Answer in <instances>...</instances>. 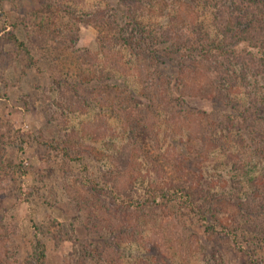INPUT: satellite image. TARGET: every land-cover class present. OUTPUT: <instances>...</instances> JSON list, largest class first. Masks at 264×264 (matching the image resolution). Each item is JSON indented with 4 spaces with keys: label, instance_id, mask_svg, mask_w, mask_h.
Returning <instances> with one entry per match:
<instances>
[{
    "label": "rangeland",
    "instance_id": "rangeland-1",
    "mask_svg": "<svg viewBox=\"0 0 264 264\" xmlns=\"http://www.w3.org/2000/svg\"><path fill=\"white\" fill-rule=\"evenodd\" d=\"M35 1L0 0V118L13 126L16 137L25 144L22 153L16 148V143L8 148L7 157L15 169L5 181L4 189L0 190V264L34 262V236L39 231L36 239H42L46 244L47 264H246L233 254L228 239L207 233L205 223H196L192 213L185 216L180 212L170 214L166 209L156 213L148 210L149 217L136 221V216L127 212L121 200L112 199L94 185L89 186L92 188L90 192H93L94 199L99 200L97 203L103 210L101 216L105 213V217L101 229L90 226L98 221L97 214L95 210L89 212L90 209L79 202L82 184L88 180L104 184L106 174L108 176L114 169L111 158L117 156L130 140L113 116L100 111L92 101L82 97L79 103L67 102L63 86L71 83L73 75V67L65 61L67 54L63 60H55L56 54L30 43L22 26L26 12L37 6ZM60 1V17L71 22L73 38L76 39L73 44L67 42L66 48L73 54L89 52L97 56V70L106 67L107 71L115 72L110 75L114 79L112 82L135 94L136 105L149 104L139 96V70L129 61L130 54L125 53V58H122L118 46L103 50L98 40L99 33L93 27L101 19L116 21L121 26L125 4L120 0ZM222 1L230 4L234 0ZM179 4H185L182 8L186 4H198L201 9L198 19L204 25L203 32L218 38L212 26L214 0H155L152 7L144 10L141 18L146 25L157 30L168 29L173 25ZM243 4L247 1L243 0ZM13 34L20 42L27 43L29 55L7 40ZM183 65V62L161 58L148 64L146 71L151 76L148 91L158 96L160 104L161 88L165 87L161 85V77L172 78L171 87L177 88L179 70ZM173 89L170 101L177 97ZM235 90L233 99L241 112L247 110L253 100V91H256L263 102L260 115L264 116L263 79L255 85L250 78L246 82L238 78ZM182 106L197 113L208 129L215 127L214 137L223 142V145L219 143L215 155L203 162V187L212 193H222L226 188V196L233 200L250 194L264 174V155L246 128H235L228 134L219 128L225 127L234 106H226L218 100L195 98H187ZM167 121L176 132L187 134L189 130L176 116L174 107H167L164 116L158 118L156 131L160 136L147 145L156 161L161 138L168 133ZM72 131L79 135L80 141L72 142L75 149L71 159H66L61 150ZM167 139L170 151L179 157L186 169H192L200 161L194 136L175 134L167 136ZM229 156L235 159H229ZM78 158L79 161L82 159L81 163L76 161ZM152 179L156 181V175H148L145 183L153 182ZM214 180L220 183L213 186L211 182ZM225 184L226 187L222 188L221 185ZM89 205L95 207L94 202H89ZM207 208L203 207V212L206 213ZM176 215L197 238V246L191 249L186 246L169 248L167 238L175 230ZM246 220L245 215L236 219L241 228L239 232H244V227H247ZM52 223L55 225L51 226ZM246 229L257 236L255 230ZM109 248L113 249V256L105 251ZM176 252L177 257L171 261ZM107 255L112 256L109 261L105 259ZM91 257L98 258V261Z\"/></svg>",
    "mask_w": 264,
    "mask_h": 264
},
{
    "label": "trees",
    "instance_id": "trees-1",
    "mask_svg": "<svg viewBox=\"0 0 264 264\" xmlns=\"http://www.w3.org/2000/svg\"><path fill=\"white\" fill-rule=\"evenodd\" d=\"M120 1L126 7L122 15L123 26L116 21L112 23L101 19L93 27L99 33L98 40L103 50L118 46V53L122 58H125V53L130 54L129 61L139 70V96L149 102L146 106L136 105L135 94L112 82L114 79L110 75L115 72L107 71L106 67L98 70L95 68L99 63L97 56L89 52L73 54L66 48L67 42L73 44L76 39L73 38L71 22L60 17V0H36L37 6L26 12L27 17L22 23L33 46L56 54L55 60H63L67 54L65 61L73 67L71 83L63 86L67 102L79 103L82 97L92 101L100 111L113 116L130 140L117 156L111 158L114 169L108 176L106 174L104 184L90 180L82 184L83 192L79 194L78 200L81 205L90 209L89 212L95 210L97 214L98 221L90 226L96 230L101 229L105 217V213L101 216L103 210L97 203L99 200L94 199L93 192H90L92 188L89 186L94 185L112 199L121 200L127 212L136 216V221L141 217H149V212L156 213L164 209L170 214L180 212L186 216L192 213L196 217V223H205L207 233L212 236L222 235L228 239L233 254L239 260L246 261V264H264V174L257 180L252 192L242 199L233 200L226 196V184L221 185L224 188L222 193H212L204 188L203 162L209 156H214L219 143L223 145V142L214 137L215 127L208 129L197 113L182 106L187 98L218 100L226 106H234L225 127L219 128L227 134L235 128H246L255 144L262 148L264 155V116L260 115L262 99L253 91V100L245 112H241L233 99L237 92L235 87L238 78L243 82L250 78L255 85L260 79L264 80V0H246L247 4H243V0H234L230 4L214 0L212 26L218 38L209 37L203 32L204 25L198 19L201 11L198 4H186L184 8L185 4H179L173 25L168 29L157 30L146 25L141 18L144 10L152 7L155 0ZM115 19L117 20V16ZM7 40L29 55L26 42H20L14 34L7 37ZM158 58L184 64L179 70L177 88L171 87L172 78L161 77V85L165 86L161 88V104L158 96L148 91L151 76L146 71L148 64H153ZM171 88L177 93L172 101L169 100ZM167 107H174L176 116L189 130L187 134L176 132L167 121L168 133L161 138V149L157 151L156 161L147 145L150 140L160 136L156 131L158 118L164 116ZM162 132L161 129V134ZM174 133L181 137L194 136L197 141L196 152L200 161L190 170L169 149L167 136H175ZM67 138L61 151L66 159H71L75 149L72 142L77 143L80 139L74 131ZM14 143L20 153L25 150V144L21 138L16 137L13 126L0 118V190L4 189L5 181L15 169L7 157L8 148ZM229 159L235 158L229 156ZM79 160L78 158L76 161L81 163L82 159ZM186 164L189 168L188 161ZM20 169L22 170L21 167ZM151 174L156 175V181L152 179L153 182L145 183ZM217 183H220L219 180L211 182L213 186ZM136 196L138 198L135 200ZM89 202H94L95 207L90 206ZM203 207H208L206 213L203 212ZM83 211L86 212L84 207ZM243 215L247 219V227H244V232H239L241 228L236 219ZM175 219V230L167 238L169 248L181 249L178 247L186 246L191 249L197 246V238L185 224L182 225L178 215ZM54 225L52 223L51 226ZM248 227L251 231L255 230L257 236H263L260 239L253 236V233H248ZM39 233L40 231L34 236V262H26L27 264H47L46 244L42 239H36ZM105 251L113 254L112 248ZM89 255L91 256L90 253ZM110 255L105 257L106 261L113 256ZM176 257L177 252L171 261ZM93 260L98 261V258Z\"/></svg>",
    "mask_w": 264,
    "mask_h": 264
}]
</instances>
